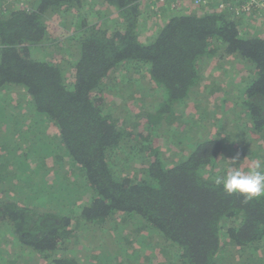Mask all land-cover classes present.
<instances>
[{"label": "trees", "instance_id": "obj_1", "mask_svg": "<svg viewBox=\"0 0 264 264\" xmlns=\"http://www.w3.org/2000/svg\"><path fill=\"white\" fill-rule=\"evenodd\" d=\"M170 1L0 0V264H264V197L215 183L264 160V33ZM212 61L242 68L219 109Z\"/></svg>", "mask_w": 264, "mask_h": 264}, {"label": "rangeland", "instance_id": "obj_2", "mask_svg": "<svg viewBox=\"0 0 264 264\" xmlns=\"http://www.w3.org/2000/svg\"><path fill=\"white\" fill-rule=\"evenodd\" d=\"M156 4V3H154ZM153 4V5H154ZM157 7L161 6L162 4H156ZM188 7L194 8L195 6L188 4ZM161 8V7H159ZM164 8V7H163ZM154 10V9H153ZM244 19V20H243ZM244 26L243 29L247 31L248 33L255 34V33H264V18L262 20L261 17L256 15H245L243 17ZM157 21V20H156ZM153 18L149 22V25H152L154 22H156ZM153 30V29H152ZM65 30V27H60L57 23L53 25V28L49 27L48 33L50 37L57 38V37H63ZM258 31V32H257ZM218 62L212 61L207 68L205 69V79H203V83L198 89L199 92H202L204 96H207L206 101L209 104L210 107L214 109H219L220 106H222V103H220V99L222 96H224L228 90H229V84L228 81L232 79H237L236 84L240 80V76L242 73V68L239 67L238 72H232L228 66V64H225L223 66V70L217 69ZM226 71H229V73H226ZM234 75L232 78L231 75ZM109 99H112L111 97H108ZM140 95L138 92L134 93L129 99H126L124 96L121 98H118L117 100L113 99L117 106H119L122 103L125 105H128L130 110L132 111H138V110H147V105L149 104L148 98L147 99H139ZM145 101V102H144ZM221 104V105H220ZM230 103L226 104L225 106L229 105ZM212 133L216 132V129L212 127L210 129ZM165 152V151H164ZM47 181L50 183L49 185H54L56 183V178L50 176ZM60 184V182H59ZM40 194L38 191L35 194V198ZM77 194L73 191H70V195H65L64 199L66 200V203L75 204L73 197H75ZM59 196V195H58ZM40 198H38L39 200ZM56 206H60L63 201V199L57 198L56 200ZM79 199L76 200V204L78 203ZM38 202V201H37ZM135 242V241H134ZM146 251V250H144ZM95 260V258H94ZM161 261V258L158 259ZM145 264V263H141Z\"/></svg>", "mask_w": 264, "mask_h": 264}, {"label": "clouds", "instance_id": "obj_3", "mask_svg": "<svg viewBox=\"0 0 264 264\" xmlns=\"http://www.w3.org/2000/svg\"><path fill=\"white\" fill-rule=\"evenodd\" d=\"M239 160L240 154L237 153L225 174L218 177L215 183L222 186L226 195L241 197L245 203L264 197V160L251 161L246 170L234 166Z\"/></svg>", "mask_w": 264, "mask_h": 264}, {"label": "built area", "instance_id": "obj_4", "mask_svg": "<svg viewBox=\"0 0 264 264\" xmlns=\"http://www.w3.org/2000/svg\"><path fill=\"white\" fill-rule=\"evenodd\" d=\"M151 4H162L165 5L167 0H149ZM210 0H171L169 7L172 9L179 10L182 7L191 4L193 6L201 7L209 5ZM218 7L224 9L225 5L219 3ZM235 14L237 16L244 15H256L261 17L260 20L264 18V0H242V4L235 8Z\"/></svg>", "mask_w": 264, "mask_h": 264}]
</instances>
